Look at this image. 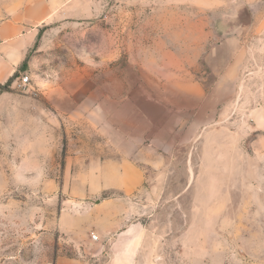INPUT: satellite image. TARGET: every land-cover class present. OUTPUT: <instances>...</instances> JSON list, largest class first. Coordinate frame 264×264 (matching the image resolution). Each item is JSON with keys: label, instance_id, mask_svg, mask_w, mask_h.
<instances>
[{"label": "rangeland", "instance_id": "obj_1", "mask_svg": "<svg viewBox=\"0 0 264 264\" xmlns=\"http://www.w3.org/2000/svg\"><path fill=\"white\" fill-rule=\"evenodd\" d=\"M65 2L0 85V264H264V0Z\"/></svg>", "mask_w": 264, "mask_h": 264}, {"label": "crops", "instance_id": "obj_2", "mask_svg": "<svg viewBox=\"0 0 264 264\" xmlns=\"http://www.w3.org/2000/svg\"><path fill=\"white\" fill-rule=\"evenodd\" d=\"M65 3V0H0V85H4L26 62L50 18L51 7ZM109 167L111 172L105 169L103 174L106 182L102 190L123 194L107 203L112 206L140 189L143 173L134 169L131 175L115 172L113 165Z\"/></svg>", "mask_w": 264, "mask_h": 264}, {"label": "built area", "instance_id": "obj_3", "mask_svg": "<svg viewBox=\"0 0 264 264\" xmlns=\"http://www.w3.org/2000/svg\"><path fill=\"white\" fill-rule=\"evenodd\" d=\"M16 88L21 92H28L31 89V79L29 76H24L18 79ZM94 240H98L97 236H93Z\"/></svg>", "mask_w": 264, "mask_h": 264}, {"label": "trees", "instance_id": "obj_4", "mask_svg": "<svg viewBox=\"0 0 264 264\" xmlns=\"http://www.w3.org/2000/svg\"><path fill=\"white\" fill-rule=\"evenodd\" d=\"M10 81H11V80H10ZM10 81H9V82H10Z\"/></svg>", "mask_w": 264, "mask_h": 264}]
</instances>
